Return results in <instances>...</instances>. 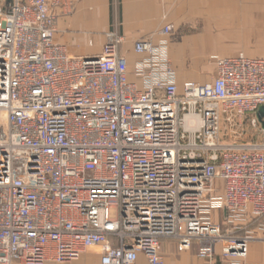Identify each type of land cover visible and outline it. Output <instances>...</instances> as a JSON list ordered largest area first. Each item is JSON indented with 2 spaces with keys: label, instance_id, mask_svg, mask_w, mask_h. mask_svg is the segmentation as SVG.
I'll list each match as a JSON object with an SVG mask.
<instances>
[{
  "label": "built area",
  "instance_id": "1",
  "mask_svg": "<svg viewBox=\"0 0 264 264\" xmlns=\"http://www.w3.org/2000/svg\"><path fill=\"white\" fill-rule=\"evenodd\" d=\"M80 1L0 0V264L89 250L165 264L164 240L197 244L204 264H250L264 234V58L219 57L212 81L180 85L169 42L142 39L131 80L117 24L100 56L55 43Z\"/></svg>",
  "mask_w": 264,
  "mask_h": 264
},
{
  "label": "crops",
  "instance_id": "2",
  "mask_svg": "<svg viewBox=\"0 0 264 264\" xmlns=\"http://www.w3.org/2000/svg\"><path fill=\"white\" fill-rule=\"evenodd\" d=\"M3 3L0 2L2 5ZM210 4L211 0H81L73 14L58 21L54 41L64 46L72 57L100 56L108 42V34L114 31L117 24L118 33L124 40L120 50L130 61V79L134 80L132 69L134 62L139 59L133 50L135 42L142 39H151L155 43L168 41L171 44L170 56L173 58L178 44L181 50H186L188 46L186 44L193 43L187 36L176 38V33L193 25L197 20L195 14L201 15L202 20H208L211 14ZM225 6V0H217L218 12L225 13L222 9ZM249 13L254 24L264 25V6L258 4V0L250 1ZM169 25L175 27L174 35L162 36L161 31ZM252 58H264V56ZM179 84L182 85L180 82ZM217 185L222 186V182H217ZM225 219L223 212L213 213L214 222L222 224ZM254 235L259 240L250 244L246 262L264 264V241H262L264 234L256 229ZM162 249L165 264H204L198 257L197 244H194L190 251L181 252L176 242L164 240ZM217 250L219 252V246ZM68 264H100V255L96 250H89L79 261ZM136 264H148V262L143 255H140Z\"/></svg>",
  "mask_w": 264,
  "mask_h": 264
},
{
  "label": "rangeland",
  "instance_id": "3",
  "mask_svg": "<svg viewBox=\"0 0 264 264\" xmlns=\"http://www.w3.org/2000/svg\"><path fill=\"white\" fill-rule=\"evenodd\" d=\"M225 1L226 6L222 8L225 13L218 12L217 0H211L208 20L195 14V23L176 33V38L187 36L193 42L186 44V50H181L178 44L176 55L170 56L181 84L187 82L186 79L197 83L214 79L217 75L215 61L219 57L264 56V25H256L251 20V0ZM258 4L264 6V0H258Z\"/></svg>",
  "mask_w": 264,
  "mask_h": 264
},
{
  "label": "water",
  "instance_id": "4",
  "mask_svg": "<svg viewBox=\"0 0 264 264\" xmlns=\"http://www.w3.org/2000/svg\"><path fill=\"white\" fill-rule=\"evenodd\" d=\"M258 116H259V119L260 121L262 122V125H263V128H264V108H261L258 112Z\"/></svg>",
  "mask_w": 264,
  "mask_h": 264
},
{
  "label": "trees",
  "instance_id": "5",
  "mask_svg": "<svg viewBox=\"0 0 264 264\" xmlns=\"http://www.w3.org/2000/svg\"><path fill=\"white\" fill-rule=\"evenodd\" d=\"M7 1H10V0H7Z\"/></svg>",
  "mask_w": 264,
  "mask_h": 264
}]
</instances>
